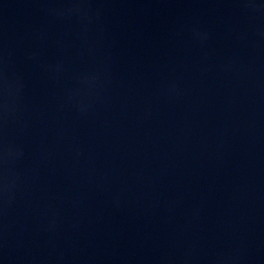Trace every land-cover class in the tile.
<instances>
[{
  "label": "water",
  "instance_id": "obj_1",
  "mask_svg": "<svg viewBox=\"0 0 264 264\" xmlns=\"http://www.w3.org/2000/svg\"><path fill=\"white\" fill-rule=\"evenodd\" d=\"M0 264H264V0H0Z\"/></svg>",
  "mask_w": 264,
  "mask_h": 264
}]
</instances>
